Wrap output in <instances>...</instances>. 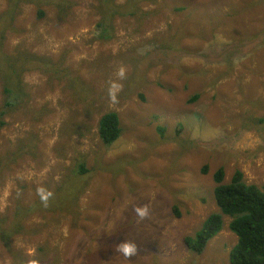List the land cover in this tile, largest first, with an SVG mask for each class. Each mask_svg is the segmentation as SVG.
<instances>
[{
	"label": "rangeland",
	"instance_id": "1",
	"mask_svg": "<svg viewBox=\"0 0 264 264\" xmlns=\"http://www.w3.org/2000/svg\"><path fill=\"white\" fill-rule=\"evenodd\" d=\"M220 167L264 184V0H0V264H230Z\"/></svg>",
	"mask_w": 264,
	"mask_h": 264
},
{
	"label": "trees",
	"instance_id": "2",
	"mask_svg": "<svg viewBox=\"0 0 264 264\" xmlns=\"http://www.w3.org/2000/svg\"><path fill=\"white\" fill-rule=\"evenodd\" d=\"M134 7L135 5H132L127 13L132 14ZM18 86L21 87L20 79L16 87ZM8 93H11L10 90ZM7 98L6 106H14V100L9 96ZM2 113H5V110ZM158 130L164 135V127L158 126ZM122 131L118 112L108 111L100 117L98 133L105 144L115 142L122 135ZM214 180V196L219 211L210 213L194 235L184 238L186 246L197 254L203 253L209 241L222 230L223 215L226 214L232 217L229 226L238 237L229 254L230 264H264V184L258 186L246 183L244 173L240 169H237L231 181L226 183L223 167L215 171ZM174 211L179 213L176 205Z\"/></svg>",
	"mask_w": 264,
	"mask_h": 264
},
{
	"label": "clouds",
	"instance_id": "3",
	"mask_svg": "<svg viewBox=\"0 0 264 264\" xmlns=\"http://www.w3.org/2000/svg\"><path fill=\"white\" fill-rule=\"evenodd\" d=\"M125 251L127 252L128 250H127V249H125Z\"/></svg>",
	"mask_w": 264,
	"mask_h": 264
},
{
	"label": "bare ground",
	"instance_id": "4",
	"mask_svg": "<svg viewBox=\"0 0 264 264\" xmlns=\"http://www.w3.org/2000/svg\"><path fill=\"white\" fill-rule=\"evenodd\" d=\"M136 3V2H135Z\"/></svg>",
	"mask_w": 264,
	"mask_h": 264
}]
</instances>
